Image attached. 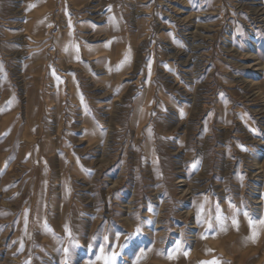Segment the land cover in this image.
Segmentation results:
<instances>
[{"label":"rangeland","instance_id":"rangeland-1","mask_svg":"<svg viewBox=\"0 0 264 264\" xmlns=\"http://www.w3.org/2000/svg\"><path fill=\"white\" fill-rule=\"evenodd\" d=\"M263 18L264 0H0V264H164L193 242L187 157L161 134H132L148 84L167 111L170 96L190 104L184 86L198 82L195 103L211 124L195 120L194 153L211 162L199 186L235 187L258 213ZM105 45L132 56L130 69L95 64L89 54ZM220 111L229 126L215 122ZM224 160L223 175L239 183L219 173Z\"/></svg>","mask_w":264,"mask_h":264},{"label":"crops","instance_id":"crops-1","mask_svg":"<svg viewBox=\"0 0 264 264\" xmlns=\"http://www.w3.org/2000/svg\"><path fill=\"white\" fill-rule=\"evenodd\" d=\"M97 49L90 53L89 56H92V59L94 58L93 62L95 64L105 62L104 72L111 73V61L113 59L112 63L116 62L113 70L122 72L130 69L132 56L129 54L126 55L120 52L121 54L113 57L111 52L106 49V45ZM170 65H172L169 66L172 70L173 64L171 63ZM70 69L73 68L71 67ZM71 79V83H68L69 89L71 88L75 96H82L80 85L74 78ZM179 87H181V84ZM184 87L187 94L191 95L190 100L193 106L191 103L189 104V101L176 106V99H174V96H170L165 101L166 107L168 104L170 108H167V111H163L160 109L161 106L158 108L155 105H158V103L151 100L152 89L148 84L145 98L138 107L132 122L134 126L132 134L136 136L137 143L141 142L143 131H147L151 136L149 139L150 143L156 142L153 135L158 136L161 134L163 141L170 139L174 150L181 153L184 152L187 158L182 164L181 162L179 163V168H183V171L188 174V177L191 178L195 185L196 195L193 196L191 202L197 218L195 237L188 246L169 250L165 254L164 264H264V202L262 204L260 199L264 195V174L260 175L262 177L260 178V191L256 197L260 202L253 203L255 205L261 203L255 207V210H259L258 213H252L248 203H242V200L233 198L236 193L235 187L231 186L224 190L208 192L199 186L201 182L207 181V176L200 174L203 166L205 164V167H209L211 162L208 159H203L200 154L194 153L199 151V145L201 144L199 123L197 125L195 120H201L207 114V120L203 121L201 125H207L205 129L208 130L211 127L210 116L208 111H199L197 109L195 99L197 97L196 94H199L198 82L190 84V88ZM195 87L197 88L195 89ZM188 91L190 92L188 93ZM229 116L224 115L220 111L218 116H214V119L217 125L228 124L229 126ZM116 127H119V125ZM223 144H218L219 149ZM149 149L155 150L156 147H149ZM207 149L209 150L210 148L208 147ZM226 162L227 160L223 161L221 170H219L223 178L226 177L223 174L229 167ZM180 178L183 177L181 176ZM187 178L186 181L188 180ZM220 178L222 179V177ZM226 179L230 180V183L235 182L237 184L240 182L238 176H227ZM219 183L224 184V180ZM214 198H220V202L211 201ZM88 263L108 264V261L105 256H97L95 259L89 260Z\"/></svg>","mask_w":264,"mask_h":264},{"label":"bare ground","instance_id":"bare-ground-1","mask_svg":"<svg viewBox=\"0 0 264 264\" xmlns=\"http://www.w3.org/2000/svg\"><path fill=\"white\" fill-rule=\"evenodd\" d=\"M261 14V13H260ZM261 18V17H260ZM262 19V18H261ZM264 19V18H263ZM260 21V20H259ZM256 173V172H255ZM254 175V174H253ZM252 198H254V203H258V202H260V200H257V198L254 196V197H252Z\"/></svg>","mask_w":264,"mask_h":264},{"label":"snow or ice","instance_id":"snow-or-ice-1","mask_svg":"<svg viewBox=\"0 0 264 264\" xmlns=\"http://www.w3.org/2000/svg\"><path fill=\"white\" fill-rule=\"evenodd\" d=\"M113 258H109V264H111V260H112Z\"/></svg>","mask_w":264,"mask_h":264}]
</instances>
